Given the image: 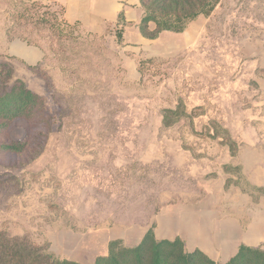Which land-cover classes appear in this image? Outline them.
Wrapping results in <instances>:
<instances>
[{
  "label": "rangeland",
  "instance_id": "obj_1",
  "mask_svg": "<svg viewBox=\"0 0 264 264\" xmlns=\"http://www.w3.org/2000/svg\"><path fill=\"white\" fill-rule=\"evenodd\" d=\"M63 9L0 0V73L51 115L41 153L0 159V230L93 264L111 240L133 246L162 213L194 208L231 228L227 243L264 246V0H220L156 39L126 19L95 33ZM179 105L187 115L165 126Z\"/></svg>",
  "mask_w": 264,
  "mask_h": 264
},
{
  "label": "trees",
  "instance_id": "obj_2",
  "mask_svg": "<svg viewBox=\"0 0 264 264\" xmlns=\"http://www.w3.org/2000/svg\"><path fill=\"white\" fill-rule=\"evenodd\" d=\"M219 2L140 0L144 11L139 24L140 32L149 39L158 38L164 31L184 32L190 22L200 15L209 16ZM54 18L58 21L56 16ZM118 20L119 23L125 21L124 12L120 13ZM12 78L13 69L4 67L0 73V159L8 158L10 161L24 163L42 152L50 130L51 115L41 94L29 87L23 79L17 78L11 82ZM163 114L164 125L172 126L187 112L179 105L177 108L164 109ZM213 125L217 136L222 137L235 152L237 143L230 131L217 121H213ZM17 127L23 128L25 135L15 139L12 132ZM227 167L232 168L229 165ZM0 264L84 263L61 259L47 245L37 244L27 236H13L0 230ZM93 264H264V246L243 243L227 262L220 263L199 248L189 251L180 237L158 239L154 227H150L134 246L124 245L123 239L111 240L108 253L98 255Z\"/></svg>",
  "mask_w": 264,
  "mask_h": 264
},
{
  "label": "crops",
  "instance_id": "obj_3",
  "mask_svg": "<svg viewBox=\"0 0 264 264\" xmlns=\"http://www.w3.org/2000/svg\"><path fill=\"white\" fill-rule=\"evenodd\" d=\"M53 2L64 7V16L70 22L80 21L90 31L102 33L109 25H114L122 11L127 21H134L138 24L143 17V9L140 0H42ZM143 38V37H141ZM14 49H19L14 46ZM36 60L40 59V52L34 51ZM24 58L28 55L21 50ZM155 235L158 239L182 238L186 248L193 251L197 248L203 250L216 261H228L239 249L238 242H226L225 223L216 222L207 211H199L194 208L169 210L157 217ZM148 230V229H147ZM146 230V231H147ZM138 244L143 238L144 234ZM231 233V232H228ZM134 244V245H136ZM133 245V246H134Z\"/></svg>",
  "mask_w": 264,
  "mask_h": 264
}]
</instances>
